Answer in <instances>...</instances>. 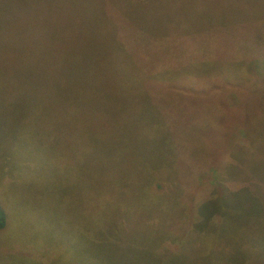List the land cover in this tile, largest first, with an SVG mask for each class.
Here are the masks:
<instances>
[{
  "label": "rangeland",
  "instance_id": "obj_1",
  "mask_svg": "<svg viewBox=\"0 0 264 264\" xmlns=\"http://www.w3.org/2000/svg\"><path fill=\"white\" fill-rule=\"evenodd\" d=\"M116 1L107 70L93 9L0 0V264H264V0ZM157 35L181 85L135 65Z\"/></svg>",
  "mask_w": 264,
  "mask_h": 264
},
{
  "label": "trees",
  "instance_id": "obj_2",
  "mask_svg": "<svg viewBox=\"0 0 264 264\" xmlns=\"http://www.w3.org/2000/svg\"><path fill=\"white\" fill-rule=\"evenodd\" d=\"M77 2L80 6H82L86 10L93 9V12L91 13V19L94 22L93 27H94V29H96L97 26L99 27V30L97 32L84 29L85 31L91 33V36L84 38L81 34L80 35L81 38L78 41H76V39H75L76 36H73V33L70 34V35H72L70 40L74 44L77 43L76 45L84 46L86 49H88V52H90V54H93L94 56H96V57H92V63L91 64L95 65L96 62H99V64L102 65L103 67H105L107 70H112V67L107 68V65L110 64L109 61L115 62V61H117V58H118V60H120L121 57H123L124 59L131 57V53L128 54V52L126 51L124 44L120 38V32H118L116 34L115 31H113V28H115L116 25L118 24V22L115 20V17H117V14L121 17V20L129 21L127 18L122 16L121 7H118L117 5L115 7L114 5L109 3L108 0H77ZM117 2H118V0L116 1V3ZM127 4L129 5V2ZM140 5H141L140 7H142V10H140L139 12L134 11L131 14H127L129 19L133 18L134 16H136L137 14H139L140 12H142L146 9L147 0H143L142 4H140ZM111 6L116 8L115 12L110 9ZM29 7L32 9V6L30 4H29ZM95 8H96L97 12H96ZM47 24H48V22H46L44 24V26L46 27ZM128 26L130 27V29L127 33V36H128V38L131 39L130 40L131 45H136L134 41L137 39V37L134 33V29L131 27V25L129 23H128ZM66 28L62 29V31L67 35L69 33L70 29L68 27H66ZM35 32H36V30H35ZM155 38L159 40L157 43L158 48L156 49L157 54L159 57L161 55L164 56L161 59V61H165L167 63L168 67H163V68L161 67L159 69L158 68L155 69V67H154V65H155L154 60L155 59L154 58H159V57L155 56L156 53L155 52L150 53V55L147 56L145 59V57H141V53H140V50L138 48H137L135 55L132 56V57H136L138 59V61L135 65L139 66V68H145L146 69V72H147L146 78L149 80L150 84H155L157 86V88H163V85L167 82L175 83L176 85H181L183 83V80H181L180 78H177L176 76L175 77H164L163 76V70L168 69V71H170V69H172V70L175 69L173 67L174 63H171L172 60L182 61L185 63V61H186V59L184 58L185 51L180 56L178 54V52L176 51L177 44H171L170 45L169 44L170 38L167 36L157 35L151 40L154 41ZM116 42H118L117 46H116ZM112 44H115V48H116V51L114 52L115 53V59H114V53H113V56H111L110 59L106 60L105 59V57L107 56L106 52L108 51L109 47ZM67 49H68V46H67ZM69 49L65 53H67L69 51ZM64 54H62V55H64ZM62 55H60V57ZM117 56H119V57H117ZM97 57H98L99 61H97ZM61 60H62V57L60 58V63L63 62V60L62 61ZM79 60L80 59H78V61H75L73 64H75V63L79 64L78 63ZM80 63H82V61H80ZM81 65L85 66L84 63H82ZM56 67H57L56 69L58 70V73L66 74L65 70H62L63 66H61L59 68V65H58ZM113 69L119 70L117 68H113ZM81 72H84V71H81ZM96 74H97L96 69H94L92 71L88 70L85 72V78L89 80L91 85L99 86L100 83H98V81H100V78ZM104 75H106V74H104ZM65 81H66V79H65ZM103 89L104 90L107 89L108 91L109 90L111 91V89L109 87L103 88ZM97 90H98V88L95 90L94 96L97 94V92H98ZM177 90L180 92H183V90H181V89H177ZM173 91H174V89H173ZM176 95L180 96L181 94L176 92ZM213 212H214V214H212ZM214 215L219 216V213L217 211H211L208 214H201L200 217H203V218H199V219L202 220L203 223L207 222V221L208 222H215L212 219V218H214ZM218 219H219V217H218ZM3 226H4V215L0 212V228H2ZM227 247H228V245H227ZM227 247H225V248H227Z\"/></svg>",
  "mask_w": 264,
  "mask_h": 264
}]
</instances>
